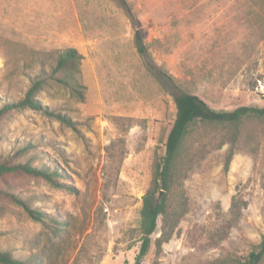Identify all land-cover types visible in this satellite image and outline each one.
Returning a JSON list of instances; mask_svg holds the SVG:
<instances>
[{
    "label": "rangeland",
    "instance_id": "374dc122",
    "mask_svg": "<svg viewBox=\"0 0 264 264\" xmlns=\"http://www.w3.org/2000/svg\"><path fill=\"white\" fill-rule=\"evenodd\" d=\"M127 2L132 18L118 0H0V107L22 99L68 48L82 56L84 87L83 99L58 84L38 96L73 127L33 110L1 122V164L59 169L65 184L0 179L1 190L48 216L32 221L1 197V250L43 264H135L142 199L165 153L174 98L190 93L216 111L264 107V0ZM186 147L192 162L170 198L188 212L160 253L159 218L142 264H212L246 255L264 236V122L246 121L236 137L200 124Z\"/></svg>",
    "mask_w": 264,
    "mask_h": 264
},
{
    "label": "trees",
    "instance_id": "16d2710c",
    "mask_svg": "<svg viewBox=\"0 0 264 264\" xmlns=\"http://www.w3.org/2000/svg\"><path fill=\"white\" fill-rule=\"evenodd\" d=\"M120 5L127 11L132 18L134 16L131 5L127 0H118ZM134 20V19H132ZM135 47L140 54L146 53L143 44V36L135 25ZM82 56L74 48H68L55 52L54 65L51 67L50 74L41 69L42 73L34 76L31 85L25 96L15 102L5 103L0 107V124L14 113L25 110H33L42 115L56 119L62 124L73 127V122L67 116L52 111L43 105L39 100V94L51 84L62 85L68 88L73 95L83 99V86L79 81L81 73ZM151 74L161 82L159 76L149 69ZM46 74V75H45ZM176 106V118L172 129L168 135L166 149L163 155H157L153 163V179L150 189L142 199L140 210V251L135 258V264H142L144 258L150 251L153 244V235L158 230V220L162 219V235L156 239L157 251L160 253L162 246L169 242L176 232L181 220L188 212L187 203L175 205L170 198L174 184L180 175L190 168L191 159L188 157L189 151L186 143L189 141L194 128L198 125L210 126L220 130L230 131L233 136L238 134V128L246 121L264 122V107L241 106L230 111H216L212 109L204 100L196 95L184 93L174 98ZM1 141V139H0ZM30 150V146L23 149V153ZM233 153H230L226 161V169L229 168ZM24 173L29 177L43 179L54 187H63L65 184L60 182L64 174L59 169L37 167L28 163L11 165L10 162L0 163V179L12 175ZM165 191L162 200L157 203L160 191ZM4 198L20 207L27 217L35 222H46L47 215L44 211L33 208L30 202L16 193L3 191L0 188V199ZM232 212L237 213V204L233 202ZM0 264H43L39 257L32 255L26 259L17 257L11 251L0 249ZM212 264H264V236L258 245L246 255H236L232 259L221 260Z\"/></svg>",
    "mask_w": 264,
    "mask_h": 264
},
{
    "label": "water",
    "instance_id": "95a60500",
    "mask_svg": "<svg viewBox=\"0 0 264 264\" xmlns=\"http://www.w3.org/2000/svg\"><path fill=\"white\" fill-rule=\"evenodd\" d=\"M164 194H165V191H160V194H159V197H158V199H157V203H159L161 200H162V198H163V196H164Z\"/></svg>",
    "mask_w": 264,
    "mask_h": 264
}]
</instances>
